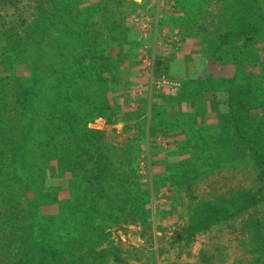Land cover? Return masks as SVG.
Instances as JSON below:
<instances>
[{
	"label": "rangeland",
	"instance_id": "374dc122",
	"mask_svg": "<svg viewBox=\"0 0 264 264\" xmlns=\"http://www.w3.org/2000/svg\"><path fill=\"white\" fill-rule=\"evenodd\" d=\"M236 1L50 0L47 19L39 0H0V88L14 93L17 76L27 89L36 74L43 78L39 100L49 99L58 77L64 93L81 88L79 108L71 102L76 96L52 104L59 102L65 121L74 111L81 125L101 132L100 150L110 152L118 173L105 181L117 185L97 195L104 208L84 210L76 202L85 172L73 169L85 158L72 166L69 143L50 157L46 146L36 147L39 171H22L19 181L43 187L44 201L35 205L41 230L66 259H15L17 247L4 249L0 240V264H83L88 244L103 256L101 264H264V31L252 43L254 59L238 73V87L231 84L234 65L213 58L224 11ZM79 71L85 77L78 83L68 80ZM51 110L34 140L61 144ZM233 114L243 119L247 139L238 137ZM82 130L78 137L86 140ZM60 156L68 163L63 172ZM81 196L90 202L95 194ZM207 203L237 206L232 216L193 230V208ZM2 204L0 221L18 222L19 234L30 227L33 219ZM76 218L99 231L76 228Z\"/></svg>",
	"mask_w": 264,
	"mask_h": 264
},
{
	"label": "trees",
	"instance_id": "16d2710c",
	"mask_svg": "<svg viewBox=\"0 0 264 264\" xmlns=\"http://www.w3.org/2000/svg\"><path fill=\"white\" fill-rule=\"evenodd\" d=\"M39 1L41 10L45 17H47L49 15L47 3L50 2V0ZM54 1L65 2V0ZM224 16L225 20L223 25L225 31L220 34V39L213 58L215 61L220 62L221 65H234V73L236 75L232 77L231 84L232 87H238L240 85V83H237V80L239 82V79H237L238 73H241V68L248 66L254 59V52L250 53L252 50V43L256 40L257 36L264 31V7L259 4L257 0H237L225 9ZM81 56L82 58L80 57V59L85 58L84 55ZM45 57L46 56H42L41 63H43ZM76 74H78V76L75 75L70 79L68 78V80L72 82L74 80L76 81L75 83H78L79 80L77 77H79V79L85 77L83 71H79V73L76 72ZM240 76L241 78H245L247 74H242ZM31 77L32 84L27 89L22 86L23 80L18 79L17 76L11 78L14 83L13 87L17 89L14 93L9 90H4L2 87L0 88V205L2 201H6V203H9L10 207L14 206L18 211L22 210L28 218L33 219V221L30 227L19 234L17 231L22 229V225L19 226L17 222L16 224L14 223V227H11L1 220L0 231L3 230L4 236H0V240L2 244H4V249L10 251V249L17 247V251L14 253L16 255L15 259H26V262L30 261V259H66L64 257L66 251L63 249L58 250L53 244L46 242L43 236V234L46 233V227L43 231L41 230L42 227L39 223L35 205L40 204L42 201L44 195L43 187H41L38 180L30 179L27 180L25 184L20 183V172L27 171L30 174H35L39 171V169L35 170V168L39 166L38 163L42 160V155L41 148L37 149L36 147L46 146L48 150H50V157V155L55 154V152L61 153L59 150L60 145L62 146L64 143H69L75 149V160L72 166L77 164V160L81 161L85 158L84 164L81 163V166H77L73 169V174L79 170L85 172L84 177L86 180L81 177L83 180L77 185V189L80 190L81 194H87L89 192L95 194L90 202H88L87 199L84 201L81 194L78 195L76 206L91 211H99L100 208H104L97 195L102 197L106 189H111L113 185H117L115 182L105 185V181H108L106 179L116 180L118 173L110 152L100 150V144H102V138L100 137L101 132L87 128L86 122V124L81 125L80 122L82 119L78 113L74 111L70 112L69 115L71 116V123L65 121V118L62 119L64 115H62V108L59 102L58 105L52 104L54 98L64 97V99L70 100L69 98H74L76 96L71 102L73 105L76 103L77 108H79L85 101V98L82 97V94L85 92L76 86L73 92L64 93L61 91V86L58 85L60 82V77H58L52 85L53 87L55 86V88L49 95V99L39 100V84L43 78L38 74ZM94 80L98 79L96 78ZM245 87L241 86L240 94L246 90ZM94 95L95 93H92V96ZM238 95H230V100H237L239 98ZM10 99H13L11 103L8 102ZM35 107L37 109L36 114L35 111L33 113L31 112ZM48 108L52 109L50 112L53 116V128L61 130V144L50 143V139L53 140L50 137H45L49 141L45 139L34 140L35 137L33 133L35 128L39 126V129L42 128L44 130V126H42L39 121L41 117H45L46 114L44 112ZM34 114L36 116L35 120H33ZM233 119L239 131L238 137L240 139H247L245 136L246 132L244 133L243 131L245 126H240L243 119H237L235 115ZM13 123L15 124L14 126L11 125ZM46 126L49 127V124ZM82 129L85 130V135H90L89 138H85L86 140H81L78 137V132L83 131ZM18 131H20V133ZM60 157L58 169L60 172H63L68 163L64 162V159ZM86 164L89 166H86ZM4 173H6V176H4ZM69 183L70 187L68 189H70L69 191L71 192L75 183L71 180ZM12 187H16L17 192L12 190ZM26 187L30 190L32 195H28ZM246 201L249 202L247 197ZM236 206L237 205L233 203H226L225 205L207 203L202 205L201 210L195 207L193 208V214H191L190 218L191 227L193 230H198L211 221V219H217L219 216H232ZM118 210L124 211V207L120 206ZM6 212L9 216L11 211L7 208ZM74 223L76 228L82 227L85 228L86 231L92 232L99 231L96 226L88 224L83 220L81 221L78 218L74 219ZM33 233H35L36 236L33 235ZM87 246L88 249L86 252H83L79 259H85L83 260V264H101L102 261L99 259H103V256L97 253L90 244ZM49 262L48 260L39 261L40 264H48Z\"/></svg>",
	"mask_w": 264,
	"mask_h": 264
}]
</instances>
